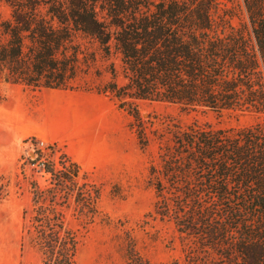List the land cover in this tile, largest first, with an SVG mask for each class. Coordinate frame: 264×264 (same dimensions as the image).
Returning a JSON list of instances; mask_svg holds the SVG:
<instances>
[{"label": "trees", "instance_id": "obj_1", "mask_svg": "<svg viewBox=\"0 0 264 264\" xmlns=\"http://www.w3.org/2000/svg\"><path fill=\"white\" fill-rule=\"evenodd\" d=\"M1 1L9 14L0 16V82L77 88L99 57L109 80L87 90L108 93L135 120L138 100L258 115L239 128L168 125L148 183L152 213L190 244L183 264H264V0H241L238 25L230 0ZM137 137L144 147L142 129ZM60 165L45 164L53 184L32 192L45 264L72 262L76 242L62 210L90 212L97 199L94 186L76 184L78 164Z\"/></svg>", "mask_w": 264, "mask_h": 264}, {"label": "rangeland", "instance_id": "obj_2", "mask_svg": "<svg viewBox=\"0 0 264 264\" xmlns=\"http://www.w3.org/2000/svg\"><path fill=\"white\" fill-rule=\"evenodd\" d=\"M227 4L236 6L238 18L233 23L238 25L246 17L241 0ZM8 14V6L0 0V16ZM80 41L89 52L95 49L90 39ZM105 66L106 61L98 57L86 74L77 76L73 89L0 82V251L5 242L10 248L19 247V264H45L48 258L36 245L38 223L31 206L33 187L43 190L53 180L35 164L38 158L57 168L61 161H76L81 168L76 184L92 185L97 192L90 212L62 210L67 238L76 242L71 264H166L172 260L183 264L189 242L171 221L152 213L155 196L148 168L158 161L163 142L159 134L174 123L239 128L260 120L258 115L220 114L146 100L134 101L139 111L135 120L108 93L87 90L109 80ZM64 116H68L65 128ZM141 129L148 140L144 147L137 137ZM39 140L44 141L42 149H37Z\"/></svg>", "mask_w": 264, "mask_h": 264}, {"label": "crops", "instance_id": "obj_3", "mask_svg": "<svg viewBox=\"0 0 264 264\" xmlns=\"http://www.w3.org/2000/svg\"><path fill=\"white\" fill-rule=\"evenodd\" d=\"M56 90V89H55ZM64 106V105H63ZM68 113V112H66ZM81 114L78 113V115ZM82 116H84L85 118L87 117L86 116V112H82ZM68 116H64V128L66 127L67 123H68ZM79 157V156H78ZM82 160V158H79ZM75 162L76 164H78L80 166L79 163H77L76 161H73ZM4 248L1 249L0 251V264H19V247H18V250L17 248H15V246H12L11 248L8 246L7 242H5L3 244Z\"/></svg>", "mask_w": 264, "mask_h": 264}, {"label": "built area", "instance_id": "obj_4", "mask_svg": "<svg viewBox=\"0 0 264 264\" xmlns=\"http://www.w3.org/2000/svg\"><path fill=\"white\" fill-rule=\"evenodd\" d=\"M43 147H44V141L43 140H39L37 142V149H42ZM35 164L41 166V168L44 170L46 163L44 162V160H42V158H38V160H37V162Z\"/></svg>", "mask_w": 264, "mask_h": 264}]
</instances>
